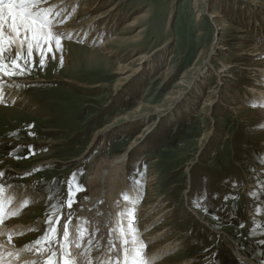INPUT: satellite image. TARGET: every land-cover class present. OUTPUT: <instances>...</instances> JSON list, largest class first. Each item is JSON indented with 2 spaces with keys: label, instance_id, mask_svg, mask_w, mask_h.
<instances>
[{
  "label": "rangeland",
  "instance_id": "1",
  "mask_svg": "<svg viewBox=\"0 0 264 264\" xmlns=\"http://www.w3.org/2000/svg\"><path fill=\"white\" fill-rule=\"evenodd\" d=\"M56 5L54 24L85 33L61 36L44 57L13 45L4 59L19 53L21 69L0 73V195L18 202L0 236L14 261L43 264L47 247L41 241L37 252L35 242L69 212L76 237L92 170L130 149L107 188L117 219L133 204L127 214L135 215L146 264H264V99L256 89L264 92L256 64L264 59V0H78L60 12ZM118 66L127 72L117 74ZM217 192L225 206L209 197ZM201 205L216 207L215 217ZM53 259L68 257L58 251Z\"/></svg>",
  "mask_w": 264,
  "mask_h": 264
},
{
  "label": "bare ground",
  "instance_id": "2",
  "mask_svg": "<svg viewBox=\"0 0 264 264\" xmlns=\"http://www.w3.org/2000/svg\"><path fill=\"white\" fill-rule=\"evenodd\" d=\"M77 1L78 0H51L49 2L51 4L41 5V7H50L51 8V6L57 4L54 10H55V12H60V11H64L66 8L68 9V7L72 6L73 3H76ZM92 8L87 7V6L82 7V9H84V10H86V9L90 10ZM77 15L78 14H76L75 16H77ZM103 16H104V14L95 15L91 19L87 20V22H83L82 25L84 28L89 29V27L94 24L92 22L98 20L99 18H101ZM209 17L211 19H214V18L218 17V14L215 13ZM57 20L54 19L53 23H55ZM135 22L136 21L131 20V22L128 23V25H131L132 23H135ZM58 24H54V28H53V34L54 35L55 34H59L60 36L66 35L67 37L72 35V37H74L75 35H78L80 33L81 34L85 33L84 29L82 28L83 31L80 32V30H78L75 33V35H73V33L76 30L74 31V29H72V27H69L70 23H68L66 25H64V24L58 25ZM134 36H137V34L135 33ZM65 43L68 44L70 42L68 40H66ZM106 43H107V41L106 42L104 41L100 47H105ZM14 47L16 49L20 48V42L18 39L16 40ZM253 47L255 48L254 50H257L258 47H261V46L254 45ZM213 48L214 47L211 48V51L213 50ZM90 49H91L90 50L91 53L94 52L93 48H90ZM258 53H260L259 50H258ZM65 59L68 62V59H69L68 55L65 56ZM256 64H257V67L264 73V59H262L261 61H257ZM125 67L118 66L117 68H115V72L117 74L126 73L127 70L125 69ZM199 72L201 73L202 71H199ZM120 85H123V84L120 83ZM256 89L260 90V93H257L260 96V98L257 97V99L263 100L264 99V92H262L263 90L259 89L258 87ZM214 102L215 101L212 100V101H210L209 104L212 105ZM134 144H136V142L132 143L131 148L134 146ZM127 156H128L127 152H125L123 154L115 155L113 158L109 159L108 161L103 160V165H99V167L94 171L92 170L91 175L87 179L88 183L86 184L87 185L86 188H88L87 192H89L90 198L88 200L87 199L84 200L83 198H85V197L82 195V201L84 200V203H83L84 206H82V210H80L79 213L81 215V219H83V220H82V222H80L78 224L79 230H78V233H76L77 236L74 237L75 236L74 235L72 238H69L70 239V241H68L69 246H67L71 250V252L73 253V256H74L73 258H75L74 259L75 264H89V261L91 262V264H111L112 255H111V250H110L109 246L111 244H115L116 248L121 250L122 245L124 244V241L130 240L132 238H133L132 243L134 242V245L132 247L131 246H129V247H131V248H133L134 246H137V247L132 249V252L130 251L129 255L134 256L137 251H139L141 253V255L143 253L142 252V245H140L141 242L139 240V235H138V231L136 228L137 225L134 223V221L136 219L135 215L133 216L132 219H129V213L127 214L129 209H131V207H133V204H126V206L124 205L123 210L125 211L124 212L125 214L123 213L124 215L117 219V214L115 213V206L117 204H115V202L113 204V199L110 198L112 196L111 195L112 193L109 192V190L107 188L108 187L107 183L109 181L111 182L112 178L113 179L115 178L116 169L120 170L119 168H121L123 166V164L126 162ZM118 182L119 181L117 179V181H115V184L117 185L120 183V182L119 183ZM111 184H114V183L111 182L110 185ZM116 185H114V187H117ZM117 188H114V189L112 188L113 193H115L116 196L119 192V190H117ZM11 196H10V194L0 195V224L4 220L3 216L5 215V213L8 214V212H9V211L7 212V210L13 206H16L18 203L15 200L14 203L11 204V202H10V200H12ZM20 197L21 196H19V198ZM19 203H20V201H19ZM117 210H119V209H117ZM119 219L121 222L118 221ZM120 223H122L121 225L123 226V228L127 232L125 236H123V234H121V232L119 231ZM3 225H0V235L1 236H4V233L6 232L5 229H2ZM13 227H14V229H16V226H13ZM1 236H0V264H23V261H20V263L14 261L13 256H12L13 252H10V250L8 248L9 247V245H8L9 241H8L7 237H1ZM77 245H79V247H77ZM161 253H163V250H162V252H158L157 254H161ZM121 256H123L122 250H121ZM240 256L243 257V255H240ZM247 261H250V260L247 259ZM251 263L255 264L253 262H251Z\"/></svg>",
  "mask_w": 264,
  "mask_h": 264
},
{
  "label": "snow or ice",
  "instance_id": "3",
  "mask_svg": "<svg viewBox=\"0 0 264 264\" xmlns=\"http://www.w3.org/2000/svg\"><path fill=\"white\" fill-rule=\"evenodd\" d=\"M45 3H47V0H0V73L12 76L16 74L17 69H21V66L17 63L21 58L19 53H17L16 59L10 63L4 59L5 53L11 51L17 39L21 45L27 44L28 57L32 56L34 47L40 49L42 57L45 55V47L49 52L53 50V47L57 49L61 47V36L53 34V11L50 7H41ZM40 63H44L43 58ZM3 175L4 173H0V177ZM83 190V186L77 185L76 191ZM73 196L74 192L70 184L67 199L69 209L75 202ZM70 217L71 213L69 212L55 221L50 220V226L46 229L44 235L36 240L37 252L40 251L41 241H44L48 250L49 258L43 264H60L59 259H53L57 256L58 251L63 256L68 257V259L63 260V264H75V261L71 258V253L66 249V244L61 243L57 238L59 233L62 235L63 241H69ZM61 219L64 221L62 224L60 223ZM127 244L128 241L125 240V246L122 249L123 256H121V250L117 249L115 244L109 246L112 255L111 264H146L139 251L134 256L129 255L130 250L127 248ZM32 264H40V262L32 261ZM89 264H91L90 261Z\"/></svg>",
  "mask_w": 264,
  "mask_h": 264
},
{
  "label": "crops",
  "instance_id": "4",
  "mask_svg": "<svg viewBox=\"0 0 264 264\" xmlns=\"http://www.w3.org/2000/svg\"><path fill=\"white\" fill-rule=\"evenodd\" d=\"M207 197V196H206ZM210 198H214L215 199V203L214 204H216V205H218L219 204V202H223L224 203V206L227 204V203H225L226 202V200L227 199H225L224 201H221V200H219L218 201V198H219V192H217V194H215L214 196H209ZM216 201H218V202H216ZM224 206H223V208H224ZM222 208V209H223ZM199 209V208H198ZM200 209H202L203 211H205L206 213H205V215L207 216H209V217H215L213 214V212H212V209H215V211H216V207H214L213 205L211 206V210H207V209H205L202 205L200 206ZM221 209V210H222ZM223 211V210H222ZM242 211H238V207L234 210V214L232 215L234 218H235V216L238 214V215H241L242 213H241ZM201 223H203L204 225H206L204 222H202L201 221ZM241 224H242V222H241ZM207 226V225H206ZM208 227V226H207ZM211 229L210 230H212L213 231V233H214V231H216L215 229H212V227H210ZM219 232V231H218ZM217 231H216V233H218ZM240 254V253H239ZM240 255H243V254H240ZM237 257L238 258H241V259H244V260H250L251 261V259H249V258H247L245 255H243V257L242 256H238L237 255ZM246 258V259H245ZM252 262H254L255 264H257L255 261H252Z\"/></svg>",
  "mask_w": 264,
  "mask_h": 264
},
{
  "label": "water",
  "instance_id": "5",
  "mask_svg": "<svg viewBox=\"0 0 264 264\" xmlns=\"http://www.w3.org/2000/svg\"><path fill=\"white\" fill-rule=\"evenodd\" d=\"M130 149H128L127 153L129 152Z\"/></svg>",
  "mask_w": 264,
  "mask_h": 264
}]
</instances>
